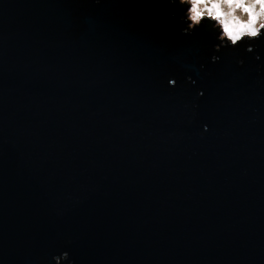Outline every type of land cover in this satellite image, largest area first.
I'll list each match as a JSON object with an SVG mask.
<instances>
[{"label": "water", "instance_id": "water-1", "mask_svg": "<svg viewBox=\"0 0 264 264\" xmlns=\"http://www.w3.org/2000/svg\"><path fill=\"white\" fill-rule=\"evenodd\" d=\"M188 9L0 0V264H264V27Z\"/></svg>", "mask_w": 264, "mask_h": 264}, {"label": "rangeland", "instance_id": "rangeland-1", "mask_svg": "<svg viewBox=\"0 0 264 264\" xmlns=\"http://www.w3.org/2000/svg\"><path fill=\"white\" fill-rule=\"evenodd\" d=\"M189 10L198 20L201 17L215 20L221 30L220 37L227 39L250 36L253 30L264 27V0H193L187 14Z\"/></svg>", "mask_w": 264, "mask_h": 264}, {"label": "clouds", "instance_id": "clouds-1", "mask_svg": "<svg viewBox=\"0 0 264 264\" xmlns=\"http://www.w3.org/2000/svg\"><path fill=\"white\" fill-rule=\"evenodd\" d=\"M180 3L181 4H184V3L192 4L193 0H180ZM187 15H188L189 19L192 20L193 23H199V20L196 19L195 16L191 15V11L190 10H189V13ZM249 35L250 36H258L259 35V30L255 31V33H250ZM229 39L231 40V43H230L231 45H235L236 44V39H232L231 37H229ZM221 41H222V43L225 42L223 39H221ZM216 47H217V50H218L220 46L217 45ZM249 50H251V48H249ZM212 59H213V61H215V60H217L219 58L216 57V56H213ZM169 83L174 85L175 81L174 80H170ZM67 256H68V254L64 253L62 256L56 257L55 259L57 261V264H60V261L63 260V259H66ZM70 264H71V262H70Z\"/></svg>", "mask_w": 264, "mask_h": 264}, {"label": "snow or ice", "instance_id": "snow-or-ice-1", "mask_svg": "<svg viewBox=\"0 0 264 264\" xmlns=\"http://www.w3.org/2000/svg\"><path fill=\"white\" fill-rule=\"evenodd\" d=\"M252 33H255V31L253 30V32ZM236 38H238V37H236Z\"/></svg>", "mask_w": 264, "mask_h": 264}]
</instances>
